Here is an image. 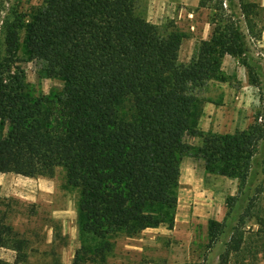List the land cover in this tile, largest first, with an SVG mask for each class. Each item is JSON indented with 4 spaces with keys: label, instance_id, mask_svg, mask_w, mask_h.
<instances>
[{
    "label": "trees",
    "instance_id": "trees-1",
    "mask_svg": "<svg viewBox=\"0 0 264 264\" xmlns=\"http://www.w3.org/2000/svg\"><path fill=\"white\" fill-rule=\"evenodd\" d=\"M223 1L199 0L198 7L213 10L214 27L196 56L180 62V36L144 17L146 0H44L32 13L20 11L19 0H0V122L7 127L0 135V174L51 177L62 167L67 182L80 188L83 230L103 239L133 237L165 222L171 227L179 163L189 150L184 138L198 133L202 114L199 93L218 77L224 55L246 54L240 16L254 34L249 16L259 6L238 0V14H227ZM20 46L44 63L48 76L63 80L60 95L28 98ZM263 138L256 123L205 136V169L235 178L241 195L254 145ZM261 190L247 197L226 255L241 252L251 238L264 250V211L253 209ZM237 199L226 197L221 221L208 220L210 241L224 233ZM245 218L254 219L251 233ZM27 244L0 216V249H12L23 262ZM111 247L102 242L94 257L104 259ZM71 264H80L77 256Z\"/></svg>",
    "mask_w": 264,
    "mask_h": 264
},
{
    "label": "rangeland",
    "instance_id": "rangeland-1",
    "mask_svg": "<svg viewBox=\"0 0 264 264\" xmlns=\"http://www.w3.org/2000/svg\"><path fill=\"white\" fill-rule=\"evenodd\" d=\"M43 1L19 0L18 8L20 11L32 13ZM237 3L238 0H233L228 8V0H224L223 8L227 14L230 11L238 14ZM212 12V9L205 8L203 14H194L192 17L178 16L176 13L158 14L155 8L149 7L148 0L141 9L144 17L158 25L162 31L175 30L180 36V62H188L196 56L200 42L205 40L199 39L200 36L196 37L195 29L190 27L193 22L205 20L209 23V37L211 36L214 27L209 22ZM259 18L258 22L262 23L264 19ZM249 19L251 23L252 18ZM240 20L243 30L246 24L242 16ZM253 35L257 37L258 33L254 32ZM19 57L28 98L52 99L62 93L63 80L48 76L42 61L30 59L22 46L19 48ZM236 59L237 63L250 67V85L242 87L239 84L236 66L229 67L230 73H226L222 69L221 59L218 77L211 78L201 89L199 97L202 114L196 125L198 133L184 138L189 150L182 155L179 163L178 184L173 190L177 204L173 211L171 227L165 222L156 227H148L133 237L118 235L103 239L83 230L78 207L80 188L67 182L62 167L56 168L51 177H24L2 173L0 216L13 231L26 238L28 244L25 261L18 262L16 252L12 249L1 248L0 263L71 264L77 256L80 264H264V250H261L260 245H256L253 238L247 240L245 247L238 254L226 255L231 228L239 224L238 216L248 202L247 197L255 195L259 185L263 191L256 195L253 209L263 208L264 211V138L254 145L256 155L252 174L241 195H238V181L235 178L206 170L201 157L205 136L239 132L236 130L233 133H213L210 127L214 124L210 118L213 117L214 111L211 108L209 112H203L208 103L225 104L232 99L240 103L242 98L243 102L246 98L250 107L249 125L256 123L264 129V63L261 66L253 60L248 61L247 52ZM222 86H226L227 93H217V88ZM46 104L45 102L44 107ZM221 111L222 109L219 112ZM217 125L219 128L223 121L220 119ZM6 128V125L0 122V135L6 133ZM230 195L237 196L238 199L228 217V225L218 239L210 241L207 233L208 220L223 219L227 210L225 199ZM253 220L245 218V231L251 233V228H256L251 224ZM106 240L110 241L112 247L108 253L105 252L104 259L97 260L93 251Z\"/></svg>",
    "mask_w": 264,
    "mask_h": 264
},
{
    "label": "crops",
    "instance_id": "crops-1",
    "mask_svg": "<svg viewBox=\"0 0 264 264\" xmlns=\"http://www.w3.org/2000/svg\"><path fill=\"white\" fill-rule=\"evenodd\" d=\"M256 3L259 7L256 9V12L251 17V29L254 32H257V37H254L251 33L248 32L247 26L244 25L243 32L246 35V43H247V59L253 60L259 65H263L264 63V21H260L259 17L264 19V0H250ZM149 7L155 8L157 13H165V14H178V16H193L194 14L199 15L203 14L205 10L204 7H198L199 0H148ZM158 13V14H159ZM241 17V16H240ZM191 29H195L196 37L199 39H208L210 35V25L206 23L205 20L192 23L190 26ZM237 59L230 56L224 55L222 57V69L226 73H230L229 67L236 66L237 76L239 84L242 87H247L250 84L248 80L250 78V67L245 64L237 63ZM230 87V86H229ZM228 88V87H227ZM225 92L227 93L226 86H222V88H217V93ZM248 102H243V98L240 103H237L234 99L227 103L220 104H212L208 103L203 112H209L212 108L214 111L213 117L210 118V121L213 122L214 126L210 127L213 133H233L236 130L242 131L249 126L251 122V117L249 116L250 107L248 106ZM222 109L223 113L219 112ZM209 110V111H208ZM219 112V113H218ZM203 113V117L205 114ZM202 118V117H201ZM209 119V118H208ZM223 121V125L218 128L217 123L219 120ZM219 221V220H218Z\"/></svg>",
    "mask_w": 264,
    "mask_h": 264
}]
</instances>
